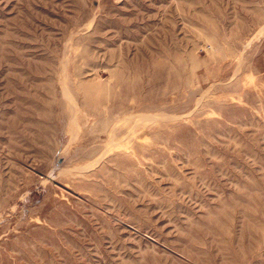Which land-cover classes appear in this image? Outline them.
<instances>
[{
    "label": "rangeland",
    "instance_id": "rangeland-1",
    "mask_svg": "<svg viewBox=\"0 0 264 264\" xmlns=\"http://www.w3.org/2000/svg\"><path fill=\"white\" fill-rule=\"evenodd\" d=\"M0 264H264V0H0Z\"/></svg>",
    "mask_w": 264,
    "mask_h": 264
},
{
    "label": "bare ground",
    "instance_id": "bare-ground-1",
    "mask_svg": "<svg viewBox=\"0 0 264 264\" xmlns=\"http://www.w3.org/2000/svg\"><path fill=\"white\" fill-rule=\"evenodd\" d=\"M65 95V94H64ZM68 106V105H67ZM70 110V109H69ZM70 114V113H69ZM73 116V115H72ZM71 119V118H70Z\"/></svg>",
    "mask_w": 264,
    "mask_h": 264
}]
</instances>
